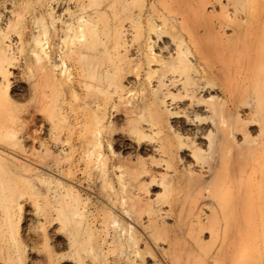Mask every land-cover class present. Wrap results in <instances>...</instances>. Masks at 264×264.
I'll return each instance as SVG.
<instances>
[{"label":"rangeland","instance_id":"obj_1","mask_svg":"<svg viewBox=\"0 0 264 264\" xmlns=\"http://www.w3.org/2000/svg\"><path fill=\"white\" fill-rule=\"evenodd\" d=\"M0 57V264H264V0H0Z\"/></svg>","mask_w":264,"mask_h":264},{"label":"bare ground","instance_id":"obj_2","mask_svg":"<svg viewBox=\"0 0 264 264\" xmlns=\"http://www.w3.org/2000/svg\"><path fill=\"white\" fill-rule=\"evenodd\" d=\"M126 1V0H125ZM82 7V6H81ZM257 8V7H256ZM255 8V11L254 12H257L258 13V10L260 11V8L258 9H256ZM244 10V9H243ZM257 10V11H256ZM82 11V10H81ZM153 11V10H152ZM251 11V10H250ZM141 12V11H140ZM250 13V12H249ZM19 14V13H18ZM156 15H158V14H156ZM249 15V14H248ZM12 16V15H11ZM82 16V15H81ZM152 16V15H151ZM79 17V16H78ZM83 17V16H82ZM81 17V18H82ZM153 17V16H152ZM155 18V17H154ZM77 19V18H76ZM79 19V18H78ZM158 19V18H157ZM86 20V19H85ZM90 21V20H89ZM147 21V20H146ZM156 21H158V20H156ZM184 21V20H183ZM151 22V21H150ZM159 22V21H158ZM93 23V22H92ZM91 22L89 23L87 20L86 21H84L83 19H80V21L77 23L78 25H77V27H76V29L75 28H72V27H70L69 26V29L70 30H72V29H74L73 31L75 32V30H76V35H75V33H73L74 35H75V37H77V39H80V38H87L88 36H90V34H91V38H92V33H93V36H94V34L96 33V32H93V31H95V29L94 28H92V26H91V24H92ZM148 23V22H147ZM70 24V23H69ZM152 25L154 26L155 24H153L152 23ZM93 26H94V24H93ZM152 26V27H153ZM160 26V25H159ZM67 27H68V25H67ZM151 27V26H150ZM158 27H155V29H157ZM93 29V31L91 32V30ZM151 29V28H150ZM154 28L151 30V32H154L155 33V31H157V30H155ZM69 30V31H70ZM88 31L89 32V30H90V32H89V35H87L86 34V32L85 31ZM153 30H155V31H153ZM150 32V33H151ZM86 34V35H85ZM152 35V34H151ZM150 35V36H151ZM96 36V35H95ZM94 36V37H95ZM148 36H149V34H148ZM89 37V38H90ZM96 38V37H95ZM76 39V38H75ZM76 39V41H78V43L80 42V43H82V46H81V48L85 45V44H83V43H85V42H83L84 41V39H83V41L82 40H77ZM44 40L43 39H41V38H39V37H36V38H34V40H33V42H32V45H33V47L30 49L31 51V53H32V56L34 57V59H33V61L34 62H37V63H42V60L44 61V59L43 58H46V53H45V43L43 42ZM74 42V41H73ZM72 41H71V43H73ZM77 43V42H76ZM87 43H89V42H86V44ZM93 44H95V42H93ZM177 44V43H176ZM88 45H86L85 47H87ZM184 46V45H183ZM183 46H181V47H183ZM85 47H83V49L85 50H87V49H89V48H85ZM173 48V47H172ZM180 48V46L178 45L177 47H175V49H177V53H175L174 54V57L175 58H173V57H170V58H173V59H175L176 61H174L173 59H171L170 61H174V62H176L177 64H178V66L179 67H186V62H185V59H184V57H183V51L182 50H180L179 49ZM186 48V47H185ZM80 49V48H79ZM197 49V48H196ZM83 50V51H84ZM184 50V49H183ZM88 51V50H87ZM153 51V50H152ZM152 51L150 50V52L149 53H152ZM44 54L46 55V56H44ZM154 54V53H153ZM81 55V54H80ZM84 55V54H83ZM31 56V57H32ZM146 56H148V61H149V57H151V55L149 56V55H146ZM153 56V55H152ZM1 58V57H0ZM1 59H3V58H1ZM1 59H0V65H1ZM4 60V59H3ZM2 60V61H3ZM5 61V60H4ZM168 61V60H167ZM161 63L162 65L164 64L163 63V61L162 60H159L158 58H157V56H153L152 57V59H150V62H149V64H151V65H153L154 63ZM2 63H4V62H2ZM40 63V64H41ZM175 63V64H176ZM36 64V63H35ZM165 64H166V61H165ZM164 64V65H165ZM176 64V65H177ZM160 65V64H159ZM6 66V65H5ZM171 67V66H170ZM208 67V66H207ZM162 68V67H161ZM163 68H164V66H163ZM177 68V67H176ZM1 69V68H0ZM4 69V68H3ZM6 69V68H5ZM173 69V68H172ZM152 70H154V69H152ZM151 70V71H152ZM168 71V70H167ZM177 71H178V69H177ZM154 71H152V73H153ZM157 72V71H156ZM173 72H176V69L175 70H173ZM149 73V72H148ZM147 73V76L149 75L150 76V74H148ZM194 73V72H193ZM196 73V72H195ZM194 73V74H195ZM152 75V74H151ZM183 75V74H182ZM174 76H176L175 74H174ZM179 76H180V74H179ZM151 77V76H150ZM164 77V76H163ZM167 77V76H166ZM181 77V76H180ZM147 78H149V77H147ZM153 78V77H152ZM155 78V77H154ZM161 78V77H160ZM162 79V78H161ZM169 79V78H168ZM170 79H172V77H170ZM188 79V78H187ZM187 79H185V80H187ZM164 81H166V80H164ZM172 81H174V79L172 80ZM170 82V83H172L171 85H173V86H177V84L179 83L178 81V83L177 84H174L173 82ZM175 82V81H174ZM190 83V82H189ZM181 84V83H180ZM158 85H160V84H158ZM169 85V84H168ZM191 85V84H190ZM171 87V86H170ZM190 87V86H189ZM188 87V88H189ZM156 88V87H155ZM160 88V87H159ZM190 89V88H189ZM189 89H187V90H189ZM191 90V89H190ZM189 90V91H190ZM192 91H193V89H192ZM261 173H260V178L262 179V181L264 180V170H261L260 171ZM247 224V225H246ZM245 225H246V227H245V230L246 231H248V229L249 230H251V229H255L256 228V226H254V224H252V223H246Z\"/></svg>","mask_w":264,"mask_h":264}]
</instances>
